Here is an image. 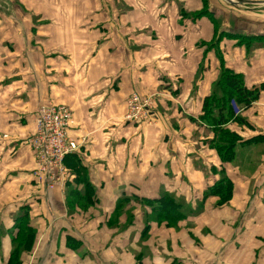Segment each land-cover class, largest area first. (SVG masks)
<instances>
[{
    "label": "crops",
    "instance_id": "obj_1",
    "mask_svg": "<svg viewBox=\"0 0 264 264\" xmlns=\"http://www.w3.org/2000/svg\"><path fill=\"white\" fill-rule=\"evenodd\" d=\"M250 1L259 4L9 0L0 12V264L19 222L35 233L20 264H264V89L241 122L220 126L242 140L229 163L199 120L220 62L248 88L264 86V0ZM133 93L150 100L149 121L123 120ZM41 105L69 109L77 145L53 191L34 181L26 143ZM75 165L93 190L83 211L65 201L68 183L82 193ZM220 176L233 185L228 204L210 197L178 228L145 224L138 204L130 222L113 218L123 198L195 206Z\"/></svg>",
    "mask_w": 264,
    "mask_h": 264
},
{
    "label": "trees",
    "instance_id": "obj_2",
    "mask_svg": "<svg viewBox=\"0 0 264 264\" xmlns=\"http://www.w3.org/2000/svg\"><path fill=\"white\" fill-rule=\"evenodd\" d=\"M214 25L216 26V24ZM218 37L219 36H217L213 41V47L218 43ZM240 38L241 39H239L238 43L240 45L246 44L248 41L247 38ZM250 47L251 44H247V48ZM220 63L219 76L211 88L210 95L203 101V115L199 120L205 121L214 134L217 137L219 136L218 142L216 143V151L221 159V162L229 163L234 158L235 147L242 140L237 135L230 133L227 129H221L220 126H223L228 122H241L240 113L257 100L258 95L260 91L264 89V86L248 88L241 75L227 70L223 63ZM236 111L240 112L236 114ZM70 173L73 177V182L81 184L83 189L81 193L80 191L73 189V186L68 183L65 194L66 205L71 207V209L72 207L77 206L83 211L85 210V207L92 203L93 190L86 182L84 178L85 172L81 166L75 165L73 171ZM232 192L233 185L231 182L225 177L220 176L217 183L205 190L202 196V201L197 202L195 206L186 204L182 199H176L175 197L167 195H161L159 198L154 200L142 201H153L158 203V208L154 213L157 218L156 223H165L167 227L175 228L177 222L186 219L188 216L199 215L203 210V201L210 197L218 199L217 206L228 204L232 197ZM125 200L126 198H123L117 202L115 214ZM146 223L147 222H145V224ZM16 229V235L13 239V251L7 264H20L19 256L23 252H28L33 244V237L35 233L31 230V228L26 227L23 222H19ZM71 248L74 249V247Z\"/></svg>",
    "mask_w": 264,
    "mask_h": 264
},
{
    "label": "built area",
    "instance_id": "obj_3",
    "mask_svg": "<svg viewBox=\"0 0 264 264\" xmlns=\"http://www.w3.org/2000/svg\"><path fill=\"white\" fill-rule=\"evenodd\" d=\"M150 105V100L137 93L131 94L126 101L123 120L127 123L147 122ZM239 112L236 111V114ZM70 121L71 112L63 106L41 105L36 110L35 131L26 143L34 160L33 179L37 186H43L45 190H56L67 180L64 160L77 150V145L67 135Z\"/></svg>",
    "mask_w": 264,
    "mask_h": 264
},
{
    "label": "rangeland",
    "instance_id": "obj_4",
    "mask_svg": "<svg viewBox=\"0 0 264 264\" xmlns=\"http://www.w3.org/2000/svg\"><path fill=\"white\" fill-rule=\"evenodd\" d=\"M19 8H20V6H19ZM17 9H18V7H17ZM9 10H10V7H9ZM5 12H6V9H5ZM0 15H1V13H0ZM149 119H148V121H149ZM136 123H134V124H136ZM142 123H144V122H142ZM136 204H138V205L142 206L143 208H145L143 210L141 209V214H144L145 215L144 217L142 216L143 217V220H145V222H147V223L157 222V218L155 217V214L154 213L156 212V209L158 208V203H155L153 201H142V200L134 199V198H128V199H126L123 202V204L118 208V210H117V212H116V214L114 215L113 218L116 219V217L118 215L125 213L127 215V217H128V221L130 222V220H131V211H132V208L131 207L132 206H135ZM175 228H178V227H175Z\"/></svg>",
    "mask_w": 264,
    "mask_h": 264
},
{
    "label": "water",
    "instance_id": "obj_5",
    "mask_svg": "<svg viewBox=\"0 0 264 264\" xmlns=\"http://www.w3.org/2000/svg\"><path fill=\"white\" fill-rule=\"evenodd\" d=\"M221 1L226 3L227 5H230V6L259 4L258 2H253L250 0H221ZM262 4H264V3H262ZM8 6H9V0H0V12H4L5 9L8 8Z\"/></svg>",
    "mask_w": 264,
    "mask_h": 264
}]
</instances>
